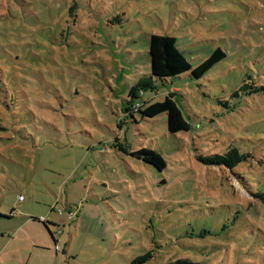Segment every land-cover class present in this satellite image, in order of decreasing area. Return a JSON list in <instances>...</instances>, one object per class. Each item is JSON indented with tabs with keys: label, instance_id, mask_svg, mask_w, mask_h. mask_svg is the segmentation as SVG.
<instances>
[{
	"label": "rangeland",
	"instance_id": "rangeland-1",
	"mask_svg": "<svg viewBox=\"0 0 264 264\" xmlns=\"http://www.w3.org/2000/svg\"><path fill=\"white\" fill-rule=\"evenodd\" d=\"M153 33L192 67L225 55L155 81L189 132L123 110ZM260 86L264 0H0V264H264ZM229 147L248 154L231 170L196 160Z\"/></svg>",
	"mask_w": 264,
	"mask_h": 264
},
{
	"label": "trees",
	"instance_id": "trees-1",
	"mask_svg": "<svg viewBox=\"0 0 264 264\" xmlns=\"http://www.w3.org/2000/svg\"><path fill=\"white\" fill-rule=\"evenodd\" d=\"M148 54L150 74L148 77L140 78L128 91L127 106L123 108L125 114L133 116L135 113L144 117H155L159 114L165 115L167 131L170 134L179 132H189L192 125L187 117L183 114L175 101L172 93H168L162 100H155L156 92L155 81L161 82L167 78L176 77L182 73L189 72L190 76L199 79L202 77L214 64L225 57L220 49L214 52L205 59L201 64L192 67L188 59L182 52V47L178 38L168 34H150L148 39ZM264 92V86L252 89V92ZM149 92V96L145 94ZM133 99H138L133 102ZM137 106L135 109L134 107ZM111 147L118 148L137 160L154 166L161 171L166 167V160L158 150L141 147L139 149H130L126 143L114 142ZM248 154L241 153L235 147H229L222 154H214L208 156L196 155V160L204 165L225 166L232 169L236 164L243 161ZM257 198L264 200V193H257ZM148 257L138 258L133 264L144 262ZM173 264H193L183 259L175 261Z\"/></svg>",
	"mask_w": 264,
	"mask_h": 264
}]
</instances>
